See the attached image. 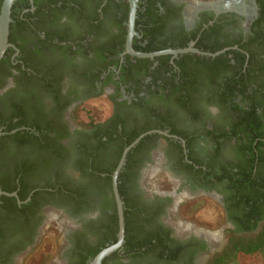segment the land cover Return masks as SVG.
Returning <instances> with one entry per match:
<instances>
[{
  "label": "flooded vegetation",
  "instance_id": "flooded-vegetation-1",
  "mask_svg": "<svg viewBox=\"0 0 264 264\" xmlns=\"http://www.w3.org/2000/svg\"><path fill=\"white\" fill-rule=\"evenodd\" d=\"M37 1L38 4L28 0L29 8L22 13L28 10L34 13L38 5H45L53 9L51 18L41 28L38 25L40 30L34 29L39 21L37 16L24 19L26 25L22 30L17 26L11 29L10 24L16 23L11 19L8 43L14 47L8 46L0 58V176L17 185L12 191L16 194L21 180L29 185L37 178L38 191L45 193H39L36 205L26 211L27 224L0 239V264H21L46 237L50 238L44 233L54 218L58 224L54 248L43 264H81L76 241L83 239L95 243L101 233H110L115 213L106 203L113 198L115 204L112 188L109 193L101 194L90 187L86 194L88 204L80 209L60 200L62 195L50 188L56 183L68 188H87L90 177L75 164L79 156L77 146L85 138L107 128H115L119 135L145 130L138 141L141 144L130 158L132 167L126 170L131 172L127 178L132 185L129 191L138 207L144 210L140 214L142 221H138L142 225V235L155 233L167 241L172 240V245H179V251L175 259L168 261L153 252H143L142 257L126 256L123 242L117 256L110 257L112 253L107 256L106 264H206L210 255L225 243L226 229L240 227L238 218L245 221L250 210L248 206L238 210L229 197L231 193L238 195L240 192L228 189L226 179L217 178L224 167H230L233 159L228 143L219 147L207 136L218 124L221 108L215 100L182 101L173 97L179 93H170L168 84L162 80L163 75L153 77L159 65L155 57L161 55L148 58L126 52L128 0H112L106 11L102 7L107 0H101L97 6L94 0H56L48 4H42L48 0ZM136 3V34L131 41L135 51L136 45L145 47L149 42L169 39H187L186 46L181 48H196L195 43L205 30L209 39L245 41L260 9L258 0H136ZM93 9L103 19L102 23L86 19V16L92 17ZM91 24L100 26L96 37L85 32ZM44 30L56 35L47 37ZM120 32L122 44L116 42ZM10 33L16 42L9 41ZM107 44L115 52L99 54V47ZM236 48L237 44L221 50ZM184 54L211 56L193 51L176 56L162 55L170 56L168 63L176 71L174 60ZM103 56L106 57L103 59ZM142 58L150 62L143 64L137 60ZM167 75L172 76L171 73ZM101 96L110 106L106 116L96 115L84 122L75 117L84 102ZM187 106L196 114H191ZM18 121L32 125L5 131L7 125ZM20 129L27 131L23 138L26 135L39 138L40 152L38 157L34 155L39 164L36 169L29 166L34 157L29 153L31 145L22 142L18 146L10 136ZM102 164L108 165V161L105 159ZM154 172L162 173L167 187L159 189L149 185L147 180ZM34 191L36 189H30L26 199L19 200L20 203L17 200V204L27 203ZM204 199L211 200L220 210L221 225L217 233L224 238L220 247V237L207 234L209 232L195 222L188 224L182 235L170 223L177 215L184 219L179 212L182 203L198 204ZM261 206L264 208V202ZM256 216L258 214L250 217L249 222L254 223ZM261 223L257 221V228ZM97 225L103 228L98 230ZM79 242L84 244L82 240Z\"/></svg>",
  "mask_w": 264,
  "mask_h": 264
},
{
  "label": "trees",
  "instance_id": "trees-1",
  "mask_svg": "<svg viewBox=\"0 0 264 264\" xmlns=\"http://www.w3.org/2000/svg\"><path fill=\"white\" fill-rule=\"evenodd\" d=\"M54 1L56 2V0H48L42 4L54 3ZM258 1L260 4L259 16L250 27L245 41L209 39L210 35H205V30L195 43L196 48L211 53L237 44L236 49H230L214 57L184 54L174 60L178 73L173 71L172 68L174 67L168 63L169 55L155 57L159 65L154 70L153 77L162 74V80L164 79L163 81L168 84L170 93H179L178 96L173 94V97L182 101L197 98L215 100L221 108L218 124L207 136L219 147L222 143H228L232 148L233 159L229 163L230 167H224L223 172L217 178L218 180L226 179L228 189L234 188L240 192L238 195L231 193L229 197V200L234 202V206L238 210L242 211L246 206L250 208L248 219L244 221L242 218H238L240 227L226 229L225 243L210 255L206 264H264V208L261 206L264 202L262 201L264 200V0ZM35 2L38 1L35 0ZM94 2L97 6L101 0H94ZM1 3L2 0H0V6ZM111 4L112 0H107V4L102 7V10H108ZM25 8H29L28 0H15L11 7L10 17L16 23L10 24L11 29L17 26L22 30L23 26L26 25L24 19L37 16L39 21L34 25V29L40 30L38 25L41 28L52 16L50 12L53 9L45 8V5H38L34 13L29 12V10L22 13ZM95 9H93L92 17L86 16V19L99 20L102 23L103 19L97 16ZM35 13L36 15H33ZM139 20L138 18L137 21ZM122 28L120 26V29ZM85 32L96 37L100 32V26L91 24L89 28L85 29ZM44 34L47 37L56 35L50 30H44ZM194 36L192 35V37ZM60 38L62 37L60 36ZM9 41L16 42L12 33L9 35ZM121 41L123 42V34L120 32L116 42L122 44ZM186 41L187 39H169L167 42H149L145 47L136 45V50L152 52L166 48H181L186 46ZM105 51L112 54L115 49L107 44V46L99 47L97 52L104 54ZM105 57L103 56V59ZM137 60L143 64L150 62L148 58ZM169 73L172 76H168ZM176 78L177 81H174ZM236 99L238 100L236 101ZM193 106L192 103L191 108ZM187 108L189 107L187 106ZM189 110L191 109L189 108ZM192 111H190L191 114H196ZM25 124L27 126L32 125L18 121L7 125L5 131L9 132L11 129ZM144 131L121 132L119 135L115 128H107L85 138L77 146L79 156L75 164L85 176L90 177L87 188L86 186L68 188L57 183L50 188L62 195L60 200H66L65 202L75 209L83 208L88 204L86 194L90 187L97 193H109L112 188L111 174L123 149ZM216 131L219 132L217 136ZM172 132L178 131L172 130ZM25 133H27L26 130L20 129L10 136L16 140L18 146L22 142H28L31 145L29 153L38 157L40 152L39 138L37 136L30 138L28 135L23 138ZM140 144L141 141L128 151L126 163L117 179L118 191L124 205L125 237L123 249L126 256L142 257L143 252H153L157 257L164 260H172L177 257L179 245H172V240L167 241L155 233L142 235V225L138 221H142L140 214L144 210L138 207L129 191L132 185L131 182L127 181V178L131 172L127 173L126 170L132 167L130 158ZM35 156L32 157V163L29 165L32 169L39 166L38 158ZM105 159L108 161V165L102 164ZM101 173L105 175L102 176ZM33 180L30 181L29 185L21 180L17 190L19 200L23 201L28 196L30 189H36L27 203L18 205L15 197L0 195V239L4 234L10 231L14 232L27 224L28 214L26 211L30 206L36 205V197L39 193H45L42 190L38 191L39 179ZM16 187V184L14 186L8 179L5 180L0 176V191L12 192L16 190ZM106 205L111 206L115 213L112 230L106 235L101 233L102 235L97 238L95 243H88L78 238L75 247L81 256V264H87V261L91 260L102 248L116 241L118 225L113 198H110ZM255 214L258 216L254 218V223H250V217ZM259 220L262 223L257 228L256 223ZM102 228L103 226L97 225L98 230ZM108 228L111 227L108 226ZM81 240L84 244L79 242ZM52 247L53 245L48 241L47 246L43 247L41 251L37 264H42L46 260L52 251ZM143 248H145L144 251ZM117 254L118 250L113 252L110 257H115ZM107 259L108 257L104 258L102 264H106Z\"/></svg>",
  "mask_w": 264,
  "mask_h": 264
},
{
  "label": "rangeland",
  "instance_id": "rangeland-1",
  "mask_svg": "<svg viewBox=\"0 0 264 264\" xmlns=\"http://www.w3.org/2000/svg\"><path fill=\"white\" fill-rule=\"evenodd\" d=\"M109 112H110V106L106 102L105 98L101 96V97L92 98L84 102L82 106L78 108L77 112L75 113V117L81 120L82 122H84L89 118L94 119L93 117L96 115H99L100 118H103ZM150 175L153 176L149 178L147 182L151 187H155L159 189L162 188L164 189L165 187H167L166 183L162 181V173L154 172L153 174ZM185 199L186 198H184V200ZM179 212L185 220L177 215L175 219L172 222H170L176 228L178 234L182 235L183 233H185L184 229L188 226V224L195 222L198 227H201L207 232H209L207 234L212 236L213 234H217V236L220 237L218 239L219 247L224 243V238L221 237L220 233H217V231H220L218 228L220 227L219 225H221V218L220 216L218 217L219 215L218 212H220V210L216 208V206L211 200L204 199L202 200V202H199L198 204L192 202L190 205L189 203L186 202L182 203L180 205ZM51 218L54 217L52 216ZM54 219H55L54 222L48 223L49 228H46L44 233L45 236H50V238L46 237V239L39 245V247L35 251H33L31 254L25 257V259L21 262V264H37L36 262L39 260L41 251L43 247L47 246L48 241L50 242V244L53 245V247L50 255L46 258V260L51 257L54 248L55 238H56L57 226H58L57 219L56 218Z\"/></svg>",
  "mask_w": 264,
  "mask_h": 264
},
{
  "label": "water",
  "instance_id": "water-1",
  "mask_svg": "<svg viewBox=\"0 0 264 264\" xmlns=\"http://www.w3.org/2000/svg\"><path fill=\"white\" fill-rule=\"evenodd\" d=\"M15 0H2L1 6H0V58L3 56L6 48L8 46H12L10 43H8V33H9V23L11 21L10 13H11V7ZM129 3V11H128V32L126 36V52H129L135 56L138 57H148L153 58L158 55L162 54H171L173 56H176L180 53H185L188 51L197 52L200 54H208L211 56L217 55L224 50H220L215 53H206L202 52L197 48H194L192 46L186 47V48H178V49H165L161 51H155V52H137L132 49L131 47V41L132 36L135 33L134 30V20L136 17V7L137 3L136 0H128ZM144 134H141L140 136L136 137L130 144H128L122 151L121 156L112 172L111 175V186L112 191L114 195L115 205H116V213H117V237L116 241L110 245H107L106 247L102 248L89 262L88 264H102V261L105 257L113 253L114 251L121 248L123 242H124V235H125V220H124V205L123 200L119 194L118 187H117V177L118 174L122 168V166L125 163V158L128 153V151L139 141V139ZM0 195H6V196H13L16 197L18 200V203H20L17 194L15 192H4L0 191Z\"/></svg>",
  "mask_w": 264,
  "mask_h": 264
}]
</instances>
